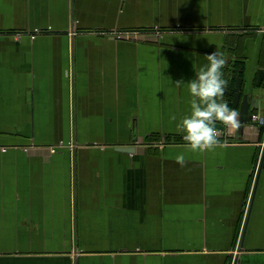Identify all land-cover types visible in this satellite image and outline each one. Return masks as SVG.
<instances>
[{
	"label": "crops",
	"instance_id": "crops-1",
	"mask_svg": "<svg viewBox=\"0 0 264 264\" xmlns=\"http://www.w3.org/2000/svg\"><path fill=\"white\" fill-rule=\"evenodd\" d=\"M216 49L239 125L193 151ZM254 112L264 0H0V264H264Z\"/></svg>",
	"mask_w": 264,
	"mask_h": 264
},
{
	"label": "clouds",
	"instance_id": "clouds-1",
	"mask_svg": "<svg viewBox=\"0 0 264 264\" xmlns=\"http://www.w3.org/2000/svg\"><path fill=\"white\" fill-rule=\"evenodd\" d=\"M207 63L188 82L177 81L176 85L186 84L190 95V111L176 122L182 133L185 147L193 151H203L218 144V133L222 126L228 131L239 125V111L230 107L224 99L227 81L223 78L226 58L217 49L208 55ZM176 120V117H172ZM176 160L183 165V153Z\"/></svg>",
	"mask_w": 264,
	"mask_h": 264
},
{
	"label": "built area",
	"instance_id": "built-area-1",
	"mask_svg": "<svg viewBox=\"0 0 264 264\" xmlns=\"http://www.w3.org/2000/svg\"><path fill=\"white\" fill-rule=\"evenodd\" d=\"M156 31H158V33H160L159 29H156ZM251 120L258 123L260 126L261 125L264 126V117H263V115H261L258 112L252 113Z\"/></svg>",
	"mask_w": 264,
	"mask_h": 264
},
{
	"label": "trees",
	"instance_id": "trees-1",
	"mask_svg": "<svg viewBox=\"0 0 264 264\" xmlns=\"http://www.w3.org/2000/svg\"><path fill=\"white\" fill-rule=\"evenodd\" d=\"M237 74L241 77V74H242V67L241 66H239V72H237ZM233 77H232L233 81H234V79H237L238 78L237 75L236 76H233ZM226 101L228 102L229 105H233L232 106L233 108H236L237 104L234 101L230 100L229 98H227ZM260 129L262 130L263 129V126H261Z\"/></svg>",
	"mask_w": 264,
	"mask_h": 264
},
{
	"label": "water",
	"instance_id": "water-1",
	"mask_svg": "<svg viewBox=\"0 0 264 264\" xmlns=\"http://www.w3.org/2000/svg\"><path fill=\"white\" fill-rule=\"evenodd\" d=\"M217 127H221L220 130H223L222 126L218 125ZM118 150L124 151V152H134V147H120L118 148Z\"/></svg>",
	"mask_w": 264,
	"mask_h": 264
}]
</instances>
